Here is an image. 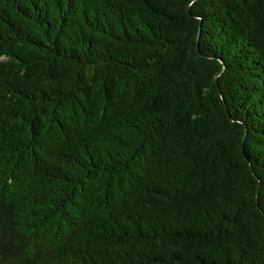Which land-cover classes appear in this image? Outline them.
<instances>
[{"label":"trees","instance_id":"trees-1","mask_svg":"<svg viewBox=\"0 0 264 264\" xmlns=\"http://www.w3.org/2000/svg\"><path fill=\"white\" fill-rule=\"evenodd\" d=\"M0 264H264V0H0Z\"/></svg>","mask_w":264,"mask_h":264}]
</instances>
